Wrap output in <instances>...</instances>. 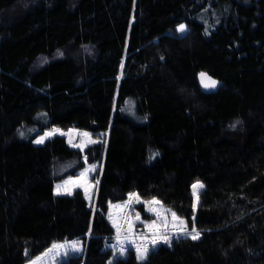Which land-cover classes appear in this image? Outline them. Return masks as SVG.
I'll return each instance as SVG.
<instances>
[{
    "label": "trees",
    "instance_id": "trees-1",
    "mask_svg": "<svg viewBox=\"0 0 264 264\" xmlns=\"http://www.w3.org/2000/svg\"><path fill=\"white\" fill-rule=\"evenodd\" d=\"M52 128L105 142L34 143ZM96 162L94 209L56 195ZM131 193L201 237L114 264H264V0H0V264L75 239L61 264H109Z\"/></svg>",
    "mask_w": 264,
    "mask_h": 264
},
{
    "label": "rangeland",
    "instance_id": "rangeland-1",
    "mask_svg": "<svg viewBox=\"0 0 264 264\" xmlns=\"http://www.w3.org/2000/svg\"><path fill=\"white\" fill-rule=\"evenodd\" d=\"M177 31L180 36H185L188 32V28L185 25V30L183 32L179 31V28ZM45 134L50 135L46 136ZM41 137H45L43 143L53 137H64L70 147L79 149L82 152L94 144H103L105 142L104 137H102L101 140H97L89 132L78 129H71L65 132L59 128H52L37 135L34 143L42 145L43 143H36ZM74 145H79L80 147H74ZM100 166L101 164L99 162L92 164L87 163L85 167L75 175H70L57 182L55 184V193L57 195L66 196L73 195L77 190H80L83 192L88 205L94 209L93 206L95 204L100 182L98 176ZM57 186L60 187L58 188ZM201 190L202 188L197 187L194 195L198 196ZM155 201L158 200L152 199L150 201H145L136 194L131 198L130 195H128L125 201L109 205L108 219L115 231V234L112 236V243L107 244V247L112 250V257L109 264H114L118 259L126 258L129 250L135 251L138 255L137 248L143 251V249L147 247L149 249L146 256L147 259L150 252L156 250L160 246L164 245L171 247L177 240L191 238L187 233L190 232L193 227L189 228L186 220L177 215L174 218L172 215L174 211L164 207L160 201H158L159 203ZM141 206L144 209L143 212H141ZM137 215H139V219H137ZM182 221L183 223H181ZM196 231L200 233V238L201 232L197 229ZM164 236L169 238V243L166 244L163 242L162 237ZM154 240L157 241L155 245H153ZM74 243L75 247H73ZM54 245L57 247H54ZM122 250H124L123 255H121ZM84 253L85 243L82 239L55 242L43 253L28 260L26 264H61L67 261L71 256H79ZM146 259L139 260L143 262Z\"/></svg>",
    "mask_w": 264,
    "mask_h": 264
},
{
    "label": "snow or ice",
    "instance_id": "snow-or-ice-1",
    "mask_svg": "<svg viewBox=\"0 0 264 264\" xmlns=\"http://www.w3.org/2000/svg\"><path fill=\"white\" fill-rule=\"evenodd\" d=\"M184 30H185V26L184 25H180L179 26V31L183 32ZM201 77L202 78L206 77V74L205 73H201ZM207 79L210 81V83H204V87L208 88V87H215L216 86V81L211 80L210 77H208ZM202 83H203V80H202ZM45 135L47 136V135H50V134H45ZM44 139H45V137H41L40 139H38L36 141V143H38V144L39 143H43L44 142ZM74 147H80V146L79 145H74ZM85 159H86V157H85ZM57 187L59 188L60 186H57ZM192 187H193L194 194H195V190L197 189V187L202 188L203 185L202 184H199V182H198L197 184H194ZM129 195H130V198H131L132 196H135L136 194L135 193H131ZM155 202L156 203H159L158 201H155ZM172 215H173L174 218L176 217V214L174 212L172 213ZM137 219H139V215H137ZM181 223H183V221ZM187 235L190 236L193 240H195V239H198L199 238L200 233L197 232L196 229H195V227L193 226L192 230L190 232H188ZM162 239H163V242L166 243V244L170 242L169 241V238L167 236L162 237ZM156 243H157V241L154 240L153 241V245H155ZM54 247H57V246L54 245ZM73 247H75V243L73 244ZM148 251H149V249L147 247H145L143 249V251H141L139 248H137L138 259H141V260L146 259V256H147ZM123 254H124V250L121 251V255H123Z\"/></svg>",
    "mask_w": 264,
    "mask_h": 264
},
{
    "label": "water",
    "instance_id": "water-1",
    "mask_svg": "<svg viewBox=\"0 0 264 264\" xmlns=\"http://www.w3.org/2000/svg\"><path fill=\"white\" fill-rule=\"evenodd\" d=\"M206 74V73H205ZM209 76H208V74H206V77H204V78H202L201 77V82H202V80H203V86H204V83H210V81L207 79ZM211 80H213L212 78H211ZM217 86H218V83L216 82V86L215 87H208V88H206V87H204L206 90H209V91H212V90H214V89H216L217 88Z\"/></svg>",
    "mask_w": 264,
    "mask_h": 264
},
{
    "label": "bare ground",
    "instance_id": "bare-ground-1",
    "mask_svg": "<svg viewBox=\"0 0 264 264\" xmlns=\"http://www.w3.org/2000/svg\"><path fill=\"white\" fill-rule=\"evenodd\" d=\"M184 25V24H183ZM185 26V25H184Z\"/></svg>",
    "mask_w": 264,
    "mask_h": 264
}]
</instances>
